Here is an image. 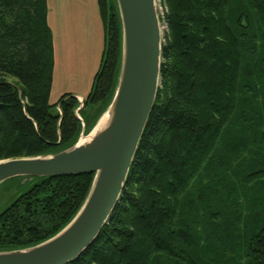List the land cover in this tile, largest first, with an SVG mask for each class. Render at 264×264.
<instances>
[{
    "label": "trees",
    "instance_id": "obj_1",
    "mask_svg": "<svg viewBox=\"0 0 264 264\" xmlns=\"http://www.w3.org/2000/svg\"><path fill=\"white\" fill-rule=\"evenodd\" d=\"M99 4L104 52L79 118L74 94L50 101L47 0H0V159L67 149L109 107L123 29L118 1ZM164 5L161 85L122 197L66 264H264V0ZM17 178L32 183L0 212V251L60 232L95 173Z\"/></svg>",
    "mask_w": 264,
    "mask_h": 264
},
{
    "label": "water",
    "instance_id": "obj_2",
    "mask_svg": "<svg viewBox=\"0 0 264 264\" xmlns=\"http://www.w3.org/2000/svg\"><path fill=\"white\" fill-rule=\"evenodd\" d=\"M123 53L108 125L54 154L0 160V184L17 176L95 173L82 208L60 232L34 246L0 251V264H66L112 219L161 85L163 32L156 0H117ZM100 119L89 133L95 130Z\"/></svg>",
    "mask_w": 264,
    "mask_h": 264
},
{
    "label": "crops",
    "instance_id": "obj_3",
    "mask_svg": "<svg viewBox=\"0 0 264 264\" xmlns=\"http://www.w3.org/2000/svg\"><path fill=\"white\" fill-rule=\"evenodd\" d=\"M47 5L55 52L50 101L54 103L68 92L84 99L92 89L105 46V27L99 0H47ZM87 43L90 46L89 55L86 53ZM91 56L94 62L88 75H85L86 61ZM82 72L84 77L76 83L74 77ZM69 80L73 83L69 84Z\"/></svg>",
    "mask_w": 264,
    "mask_h": 264
},
{
    "label": "rangeland",
    "instance_id": "obj_4",
    "mask_svg": "<svg viewBox=\"0 0 264 264\" xmlns=\"http://www.w3.org/2000/svg\"><path fill=\"white\" fill-rule=\"evenodd\" d=\"M156 2H157L158 11H159V14H160L161 28H162L163 40H164L165 39L164 36L166 34V31H167V23L163 19L164 18V13H165L164 0H156ZM89 47L90 46L87 43L86 53L88 52V55H89V51H88ZM92 62H94V58H92V56H91V59L88 58L87 61H86L87 69L85 71V75H88V72L90 71V67H91ZM83 77H84V73L82 72L77 77H74V80H75L76 83H80V80ZM71 83H73V80H69V84H71ZM53 100H54V98H53ZM83 105H84V100H82L80 102V106L76 109V112H77V115H78L79 118H82V117L78 113V111ZM88 135H89V133L85 134L84 132H82L81 135H80V137H81L80 140H82L84 137H86ZM6 159H8V158H6ZM20 182L21 181L19 180V178L13 177V178H10V179L4 181L3 183H1V185H0V212L14 200V198L17 196V194L19 192L25 190L32 183V182H29V183H26L24 185L21 184L19 186ZM23 182H25V180Z\"/></svg>",
    "mask_w": 264,
    "mask_h": 264
},
{
    "label": "bare ground",
    "instance_id": "obj_5",
    "mask_svg": "<svg viewBox=\"0 0 264 264\" xmlns=\"http://www.w3.org/2000/svg\"><path fill=\"white\" fill-rule=\"evenodd\" d=\"M110 120V113H106L99 121L97 127L95 130L88 136L84 137L82 140H80V144L86 143L92 139V137L96 134L97 131L105 128Z\"/></svg>",
    "mask_w": 264,
    "mask_h": 264
},
{
    "label": "built area",
    "instance_id": "obj_6",
    "mask_svg": "<svg viewBox=\"0 0 264 264\" xmlns=\"http://www.w3.org/2000/svg\"><path fill=\"white\" fill-rule=\"evenodd\" d=\"M80 101H82V99H80Z\"/></svg>",
    "mask_w": 264,
    "mask_h": 264
}]
</instances>
